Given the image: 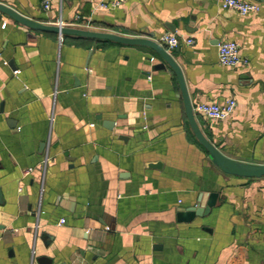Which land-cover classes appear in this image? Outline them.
<instances>
[{"label": "crops", "instance_id": "1", "mask_svg": "<svg viewBox=\"0 0 264 264\" xmlns=\"http://www.w3.org/2000/svg\"><path fill=\"white\" fill-rule=\"evenodd\" d=\"M94 1L0 3L48 25L192 37L167 50L192 107L236 101L223 120L194 112L201 132L264 164V0H245L261 6L246 15L220 0ZM226 40L246 66L219 64ZM188 129L176 75L150 47L60 38L0 13V264H264V175L223 172ZM211 192L207 214L182 219Z\"/></svg>", "mask_w": 264, "mask_h": 264}, {"label": "water", "instance_id": "2", "mask_svg": "<svg viewBox=\"0 0 264 264\" xmlns=\"http://www.w3.org/2000/svg\"><path fill=\"white\" fill-rule=\"evenodd\" d=\"M0 13H4L17 22L35 29L44 32H54L62 35H76L80 37L100 39V40H113L125 44H139L148 46L153 49L164 62L173 70L178 80L179 85V95L182 98L184 111L187 123L193 135L199 144L207 151L208 157L211 162L220 170L227 174L244 176V177H260L264 175V164H251L245 162L236 161L225 154H223L218 148H216L204 134L201 132L193 112L192 104L189 99L183 74L180 67L175 62L171 54L158 42L149 38L142 37H127L119 34H114L110 32H100L88 29L74 28L69 26H63L59 24L48 25L37 22L33 19L27 18L17 12L16 10L0 3ZM107 127H110L109 122L104 123ZM153 165V164H152ZM158 165V164H155ZM202 196H198L195 206L188 207L182 210L180 213L183 220H190L195 215H205L209 212V209L215 204L217 194L215 192L208 193L204 201ZM181 211V210H180Z\"/></svg>", "mask_w": 264, "mask_h": 264}, {"label": "built area", "instance_id": "3", "mask_svg": "<svg viewBox=\"0 0 264 264\" xmlns=\"http://www.w3.org/2000/svg\"><path fill=\"white\" fill-rule=\"evenodd\" d=\"M125 0H97L92 3L93 10L110 11L120 6ZM52 0H41L43 10H49ZM220 6L224 9H233L240 15H246L252 12H258L261 8L257 1L245 0H220ZM57 24L62 25L61 22ZM61 38V36H60ZM158 42L166 49L172 50L177 48L180 43L192 45L194 40L192 37H181L176 33H164L160 36ZM217 59L220 65L226 67L246 66L247 58L240 54L239 46L235 41H221L217 45ZM236 101L233 98H227L222 103L218 102H200L193 106V112L202 114L203 116L214 119L223 120L228 118L234 111ZM48 157L45 156L40 162V166L45 168ZM33 170L28 167L24 170V174H29ZM64 219L61 218L58 223L61 224Z\"/></svg>", "mask_w": 264, "mask_h": 264}, {"label": "trees", "instance_id": "4", "mask_svg": "<svg viewBox=\"0 0 264 264\" xmlns=\"http://www.w3.org/2000/svg\"><path fill=\"white\" fill-rule=\"evenodd\" d=\"M187 134H188V138L194 140L199 146H201V145L199 144V142L196 140L195 136L193 135V133L191 132L190 129H188ZM201 148H203V147L201 146ZM203 149H204V148H203ZM204 150H205V149H204ZM205 151H206V150H205ZM206 152H207V151H206Z\"/></svg>", "mask_w": 264, "mask_h": 264}]
</instances>
